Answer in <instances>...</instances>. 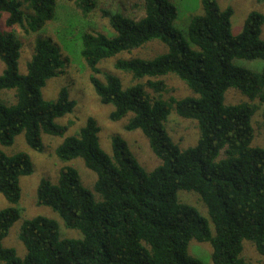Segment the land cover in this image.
Segmentation results:
<instances>
[{
  "label": "trees",
  "instance_id": "trees-1",
  "mask_svg": "<svg viewBox=\"0 0 264 264\" xmlns=\"http://www.w3.org/2000/svg\"><path fill=\"white\" fill-rule=\"evenodd\" d=\"M58 1L0 0V19L6 16V29L0 30V60L5 65L0 92L15 91L16 99L13 104L0 101V146H13L24 133L26 144L43 152L42 135L63 138L66 129L56 120L77 107L66 87L55 101L43 98L47 82L65 68L58 44L39 39L27 74L19 70L23 45L17 27L27 35L40 32L55 20ZM71 1L84 18L98 7L97 0ZM202 6L186 36L175 27L179 12L171 0H143L144 15L136 19L104 12L113 37L82 33L80 54L101 103L114 106L111 121L133 114L126 130H141L162 163L147 172L120 136L112 138L110 157L100 146L97 121L89 118L79 135L64 139L56 155L64 163L83 160L97 176L93 191L71 166L60 170L57 184L42 179L37 189V205L58 213L66 227L80 231L83 238L63 239L58 223L44 216L25 220L20 240L27 255L22 259L3 242L21 218L16 207L20 179L32 175L34 165L25 152L8 156L0 150V194L10 205L0 211V264H205L189 253L192 241L210 243L214 264H249L243 257L244 240L264 257V150L252 146L257 106L225 104L230 88L264 104V68L252 72L234 63L264 60V15L252 12L242 33L234 35L232 7L222 9L217 0H202ZM155 40L167 47L165 54L153 60H117L116 70L133 77L129 87L101 70L103 62ZM169 74L197 97L165 99L168 87L162 78ZM173 110L198 122L196 146L180 149L168 134L165 123ZM180 191L201 197L215 233L193 206L179 201Z\"/></svg>",
  "mask_w": 264,
  "mask_h": 264
},
{
  "label": "rangeland",
  "instance_id": "rangeland-1",
  "mask_svg": "<svg viewBox=\"0 0 264 264\" xmlns=\"http://www.w3.org/2000/svg\"><path fill=\"white\" fill-rule=\"evenodd\" d=\"M97 10L89 18H84L82 13L76 8L71 0H59L56 12V18L50 22L43 30L38 33L27 35L22 28L17 27L16 31L22 42V52L19 60V70L21 75L27 74V63L33 56L34 47L39 39L51 40L58 44L65 61L63 73L51 80L43 88V98L46 101H55L58 98L62 88H68L70 97L77 102L75 111L63 118L57 119L58 125L66 129L63 138L42 135L44 150L36 152L28 144L24 133L16 137L15 143L11 147L0 146V150L8 156L18 152L29 154L34 172L30 176L21 177V201L16 206L21 213V218L16 221L10 229L8 237L3 245L6 248H12L17 255L24 259L27 255V249L20 240L21 228L25 220L33 219L37 216H44L55 220L59 225L60 237L63 239H82L83 234L74 229L66 227L65 222L51 208L37 205V189L42 179L50 180L57 184L59 181L60 170L65 166L74 167L81 177L85 187L93 191L97 176L89 170L83 160L75 159L64 163L59 160L56 150L63 143L66 137L77 136L83 127L86 126L89 118H94L100 127L99 139L100 146L112 157V138L114 136L122 137L129 145L132 153L147 172L154 171L161 165V160L153 153L149 147V140L141 130L129 132L126 130L127 124L133 117L129 114L118 122L110 119L111 113L115 110L112 105H103L100 98L95 93L94 87L90 81L91 71L82 57V38L84 31H92L105 34L108 37L115 36L114 30L110 26L109 19L104 12L122 13L127 17L136 19L144 15L142 3L143 0H97ZM178 8V18L175 27L185 36L193 16L203 12L202 0H171ZM222 9L232 7L234 14L232 17V32L239 35L244 29L245 22L252 12H258L264 15V2L261 0H217ZM6 16L0 19V30L6 29ZM261 39L264 40V24L261 29ZM167 47L160 41H151L142 48L133 52L120 53L116 58L109 59L100 65L105 73H111L120 78L124 87H129L134 83L133 77L123 71L116 70L117 60L142 59L153 60L159 55L165 54ZM235 65L252 72H260L264 68V60H244L235 59ZM5 65L0 60V75H2ZM99 78L104 81V76ZM168 87V92L164 98L174 97L182 100L187 97H197L192 90L176 75L169 74L162 78ZM147 80H144L146 82ZM150 93H153L151 90ZM15 91L0 92V101L6 104L15 103ZM249 102L257 106V111L252 118L255 137L252 146L264 150V104L258 100L251 102L245 95L234 88L228 89L225 94L226 105H237ZM166 130L175 144L180 149H188L197 145L200 138V129L197 121L188 120L178 116L175 110L169 115L166 123ZM98 198L99 196L96 195ZM178 199L181 203L193 206L199 214L207 220L212 233H215L214 224L210 218L207 207L201 197L195 192L180 191ZM10 205L0 194V211L8 208ZM243 257L249 264H264V257L261 256L252 242L243 241ZM189 253L203 261L205 264H214L212 261V247L207 243L192 241L189 246Z\"/></svg>",
  "mask_w": 264,
  "mask_h": 264
}]
</instances>
